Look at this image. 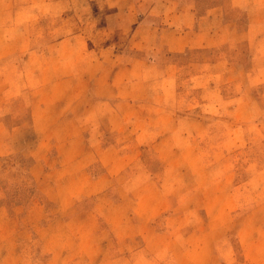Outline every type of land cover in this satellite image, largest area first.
I'll use <instances>...</instances> for the list:
<instances>
[{"label": "rangeland", "instance_id": "obj_1", "mask_svg": "<svg viewBox=\"0 0 264 264\" xmlns=\"http://www.w3.org/2000/svg\"><path fill=\"white\" fill-rule=\"evenodd\" d=\"M27 3L35 7L33 15L20 7ZM43 4L44 0H0V42L16 38L40 51L32 32L44 22ZM27 21L36 27L23 28ZM61 36L57 35L58 41ZM57 44L51 48V61L38 57L27 64L25 54H17L15 62L38 73L31 78L33 84L48 86L60 78L56 71L63 74L75 64L77 48ZM60 55L67 58L59 59ZM14 61L0 59L4 125L0 153L8 150L3 140L9 141L13 126L24 124L29 130L19 131L9 145L14 152L0 157V186L9 211L28 218L15 219L2 233L7 237L0 264H264V61L249 77L256 86L252 106L235 111L218 106L189 109L184 102L181 113H193L205 122L201 135L192 133L199 127L187 123L173 128L178 109L134 107L123 121L117 113L111 117L113 109L107 107L100 115L108 134L104 144L112 141L119 153L99 156V161L94 155L72 161L45 178L31 172L34 160L27 154L37 140L28 110L20 108L22 100L32 97L27 80L19 76L18 68L12 75H2ZM57 87L59 83L51 89L60 98L64 92ZM139 94L132 98L138 101ZM162 95L152 90L141 93L142 98L158 102ZM126 107L116 108L124 118ZM17 110L23 114H10ZM50 132L45 130L49 141L42 155L47 162L57 150ZM82 169L85 172H77ZM106 170L107 184L90 188L88 178ZM68 175L74 177L67 178L60 190L62 198L74 204L58 213L54 203L44 199L41 184ZM58 214L61 220L54 217ZM10 232L14 235L8 236ZM12 243H18L17 250H12Z\"/></svg>", "mask_w": 264, "mask_h": 264}, {"label": "crops", "instance_id": "obj_2", "mask_svg": "<svg viewBox=\"0 0 264 264\" xmlns=\"http://www.w3.org/2000/svg\"><path fill=\"white\" fill-rule=\"evenodd\" d=\"M76 1L44 0L41 9L44 22L37 24L36 33L32 32L37 35L40 51L30 47V42L20 43L16 38L10 41L2 38L0 42V59L10 57L14 61L18 53H24L27 64L38 57L53 60L50 51L56 43L77 48L75 64L63 74L56 71L60 78L48 86L33 84L31 78L38 73L22 63L14 61L5 74L2 72L12 75L18 68L19 76L26 78L32 94L20 102V108L29 112L33 137L37 139L32 143L34 149L27 148V154L34 160L32 173L45 178L57 169L67 168L72 161L93 155L99 161V156L119 153L112 141L104 144L108 134L100 115L107 107L113 109L111 117L117 113L123 121H127L134 107L178 109L173 128L182 123L194 125L199 130L192 133L199 136L205 122L193 113H181L184 102L189 109L218 106L235 111L252 106L251 93L256 86L249 83V77L258 63L264 61V0H84L85 4ZM20 7L31 15L35 12L33 4ZM25 25L29 29L36 27L28 21L22 27ZM58 34L62 35L59 41ZM66 58L60 55L59 59ZM67 82H73L72 86ZM57 83V91L64 92L60 98L51 89ZM147 90L164 94L163 99L158 102L142 98L141 93ZM133 93H140L138 101L133 99L136 98ZM218 99H222L223 106L222 102L215 103ZM125 105H128L126 118L116 111ZM10 114L21 116L23 110ZM47 128L57 148L50 158L52 162L44 161L42 156L49 141ZM0 130H4L2 122ZM28 130L24 124L13 126L9 141L3 140L8 150L0 153V157L14 152L9 146L14 136ZM71 176H58L41 184L44 199L52 201L58 213L66 205L74 204L64 200L60 190ZM88 179L90 188L104 187L109 179L108 170ZM1 190L0 186V251L3 252L6 250L3 238L7 234L2 233L7 232L8 225L15 224V219L28 216L12 214ZM38 204L42 211L44 205L40 201ZM54 217L61 220L59 214ZM41 218L42 215L38 221ZM12 245V250L18 249V243Z\"/></svg>", "mask_w": 264, "mask_h": 264}]
</instances>
